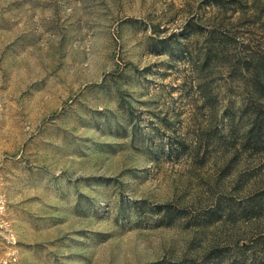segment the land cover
<instances>
[{"label": "rangeland", "instance_id": "rangeland-1", "mask_svg": "<svg viewBox=\"0 0 264 264\" xmlns=\"http://www.w3.org/2000/svg\"><path fill=\"white\" fill-rule=\"evenodd\" d=\"M262 58L264 0H0V264H264Z\"/></svg>", "mask_w": 264, "mask_h": 264}, {"label": "trees", "instance_id": "trees-1", "mask_svg": "<svg viewBox=\"0 0 264 264\" xmlns=\"http://www.w3.org/2000/svg\"><path fill=\"white\" fill-rule=\"evenodd\" d=\"M255 64L252 65V67H247V69L249 71H251L255 77H259V75L263 76L264 77V58L262 59H259L257 61L254 62ZM252 64V63H251ZM263 119L261 120V123L258 124V122L256 123V126H252L251 129L248 131V139H254L256 138V134L257 132L261 133L262 131V126H263ZM257 131V132H256ZM254 136V137H253Z\"/></svg>", "mask_w": 264, "mask_h": 264}]
</instances>
